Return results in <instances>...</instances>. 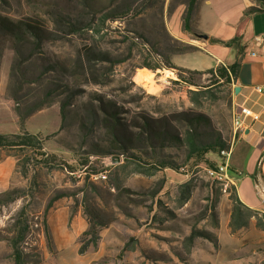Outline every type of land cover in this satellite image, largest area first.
Segmentation results:
<instances>
[{
    "label": "rangeland",
    "instance_id": "obj_1",
    "mask_svg": "<svg viewBox=\"0 0 264 264\" xmlns=\"http://www.w3.org/2000/svg\"><path fill=\"white\" fill-rule=\"evenodd\" d=\"M188 2L0 0V15L44 26L38 43L0 39V134L36 135L48 155L45 165L30 149L26 157L0 149V264H13L7 240L18 215L27 226L21 243L27 264H264V231L252 219L232 233L229 192H219L207 177L205 169L221 162L218 150L187 160L184 148L153 141L144 149L149 159L127 149L125 155L115 151L111 156L120 162L112 164L103 154L112 139L90 118L110 107L132 139L143 118L164 128L171 114L191 110L210 119L201 132L213 127L228 143L233 93L215 73L218 67L180 78L174 70L147 69L164 67L182 52L169 30L187 34L185 21L191 30L196 6L187 15ZM85 48L93 60L84 58ZM197 87L211 95L195 108L187 91ZM173 126L184 131L180 122ZM139 156L174 168L158 167L150 177L131 173ZM188 181L193 189L180 205L178 189ZM258 217L264 221L262 213ZM90 224L96 245L84 234ZM193 230L206 237L188 248Z\"/></svg>",
    "mask_w": 264,
    "mask_h": 264
},
{
    "label": "crops",
    "instance_id": "obj_2",
    "mask_svg": "<svg viewBox=\"0 0 264 264\" xmlns=\"http://www.w3.org/2000/svg\"><path fill=\"white\" fill-rule=\"evenodd\" d=\"M194 5L191 31L169 30L174 40L193 50L171 55L169 62L181 69L204 72L238 61L231 89L233 93L238 87L239 92L232 94V114L243 107L251 115L242 119L237 132L231 122L229 171L239 202L264 214V12L247 13L250 8H261L256 0H196ZM189 33L207 38H194ZM234 38L238 39L234 46L222 44Z\"/></svg>",
    "mask_w": 264,
    "mask_h": 264
},
{
    "label": "trees",
    "instance_id": "obj_3",
    "mask_svg": "<svg viewBox=\"0 0 264 264\" xmlns=\"http://www.w3.org/2000/svg\"><path fill=\"white\" fill-rule=\"evenodd\" d=\"M261 4V8H250L247 10V13H253L258 11L264 12V0H256ZM196 0H189L187 6V15L188 12L191 11L195 4ZM102 20H114L117 16H104ZM103 22V21H102ZM70 31H75L78 28L76 26L69 25ZM184 29L186 31H191L187 22L184 23ZM195 37L197 34L193 33ZM44 35V26L38 21L22 19V20H12L6 16L0 15V39L1 38H9L11 41L17 44H26L29 40H32L35 43L40 42ZM215 41V40H213ZM238 41L237 38L230 40L229 42L222 43L227 47H232ZM219 42V41H215ZM193 48L191 46L183 45V50L181 53H186L192 51ZM242 51V47L239 48ZM84 58L86 60H93L90 58L91 53L87 48L84 50ZM94 60H100L99 58H94ZM164 67L162 66H153L147 67L148 70L155 71L156 69L166 68L170 70H174L178 72V77H182L183 73L189 74H200L201 72L196 71H189L185 69H181L178 67L173 66L168 60L165 61ZM239 67L238 61L233 63L228 67H218L215 70L219 74V79H224L225 85L229 89V95L232 93V84L235 81L236 73ZM214 70H209L207 73H212ZM192 85L191 82H189ZM188 99L193 107H198L201 104L203 99L210 97V90L207 87H197L195 90H188L187 91ZM101 114L99 112L100 118L97 115H94V118L90 117L94 123H99L104 128L107 129L109 136L112 139V148L108 149V152H103L104 155L111 156L115 151H120L122 155L126 154L127 149H133L137 151L139 154L144 153L146 156L145 159H149L146 154V149L149 147L148 145L153 142L157 141L159 144L168 143L174 147L184 148L186 151V158L187 160L198 159L201 158L208 152H212L214 150H221V149H228L229 145L225 140L222 138V135L218 131H213V127L210 132H201L200 128L202 126L208 127L211 124L210 119L206 116H201L194 114L191 110L184 111V112H177L175 114H171L169 116L168 121L165 123L164 128H160V126L156 127L148 118H143V122L139 126V130L134 133L133 138L129 139L128 136L125 134L124 131L125 124H123L122 120L118 116L119 113L116 110L106 107L100 108ZM60 112L64 115V104L60 106ZM180 122L183 124L184 131L182 133H178L175 131L173 122ZM15 148L18 149L19 154L22 157H26V151L28 149L32 150V152L37 153L40 157L41 163H47V157L42 151V144L41 140L37 138L36 135H31L28 133L23 134H12V135H3L0 134V149H10ZM130 156L125 157L126 163H130L128 158ZM142 157V155L140 154ZM139 156L136 162H133V169L130 171L131 173L140 174L143 176H153L158 171V167L162 168H174L173 165L169 164H162L161 166L150 165L148 162L143 160ZM44 159V160H43ZM125 165H122L121 168H124ZM213 166V165H212ZM25 175V174H24ZM216 186V185H215ZM193 186L191 181H188L179 186L178 189V203L180 205L185 204L188 199L190 198ZM218 191L220 192L219 188L217 187ZM229 198L232 202L231 213L228 227L232 233L245 228L248 226L250 220H255V227L264 231V221L261 220L258 215V212L252 211L249 208L245 207L243 204L239 202L236 197L235 189L231 188L229 191ZM13 194L10 193L7 196L8 200H12ZM264 217V214H263ZM94 224V223H93ZM90 224L89 230L86 231L84 234H91L92 235V244L96 245V240L98 239L97 232L95 230V225ZM27 234V226L25 221L23 222L21 216L18 215L17 220L14 222V233L12 237H10L7 242L11 249V255L13 259V264H27L26 254L21 247V243ZM197 237H206L202 231L193 230L191 231L190 235L185 239L188 248L191 246L193 241ZM87 246V245H86ZM85 247L79 250V253H83L85 251Z\"/></svg>",
    "mask_w": 264,
    "mask_h": 264
},
{
    "label": "built area",
    "instance_id": "obj_4",
    "mask_svg": "<svg viewBox=\"0 0 264 264\" xmlns=\"http://www.w3.org/2000/svg\"><path fill=\"white\" fill-rule=\"evenodd\" d=\"M250 115V111L243 107H240L232 114L231 122H234L235 132L241 129L242 119L245 116ZM229 157L230 149H221L218 151V158L221 160V162L205 169V172H209L212 175V183H214L218 188L220 180H228V182H233V186H235L234 178L231 176L229 171ZM219 190L223 194H227V191H223L221 189Z\"/></svg>",
    "mask_w": 264,
    "mask_h": 264
},
{
    "label": "bare ground",
    "instance_id": "obj_5",
    "mask_svg": "<svg viewBox=\"0 0 264 264\" xmlns=\"http://www.w3.org/2000/svg\"><path fill=\"white\" fill-rule=\"evenodd\" d=\"M140 82L143 85L145 84L144 80H141ZM232 126L234 127V122H232ZM206 174H207V177L212 180V175L209 172H206ZM219 187L221 190L227 191V192H229L231 188H235V186H233V182H228V180H220Z\"/></svg>",
    "mask_w": 264,
    "mask_h": 264
},
{
    "label": "water",
    "instance_id": "obj_6",
    "mask_svg": "<svg viewBox=\"0 0 264 264\" xmlns=\"http://www.w3.org/2000/svg\"><path fill=\"white\" fill-rule=\"evenodd\" d=\"M197 38L199 39H206L207 37L205 35H198ZM239 92V88L235 87L233 89V93L236 95ZM111 163L112 164H118L120 162V157L119 156H111L110 157Z\"/></svg>",
    "mask_w": 264,
    "mask_h": 264
}]
</instances>
